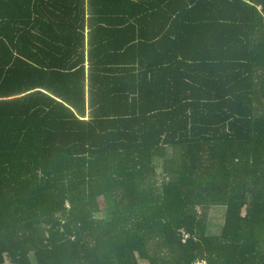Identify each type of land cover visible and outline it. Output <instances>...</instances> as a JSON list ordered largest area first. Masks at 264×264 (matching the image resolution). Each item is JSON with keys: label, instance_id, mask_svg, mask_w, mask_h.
I'll use <instances>...</instances> for the list:
<instances>
[{"label": "trees", "instance_id": "16d2710c", "mask_svg": "<svg viewBox=\"0 0 264 264\" xmlns=\"http://www.w3.org/2000/svg\"><path fill=\"white\" fill-rule=\"evenodd\" d=\"M0 264H264V0H0Z\"/></svg>", "mask_w": 264, "mask_h": 264}, {"label": "rangeland", "instance_id": "374dc122", "mask_svg": "<svg viewBox=\"0 0 264 264\" xmlns=\"http://www.w3.org/2000/svg\"><path fill=\"white\" fill-rule=\"evenodd\" d=\"M223 213H221V209L215 208L210 214V222H209V231L212 233H216L218 231L219 225L223 217H221Z\"/></svg>", "mask_w": 264, "mask_h": 264}]
</instances>
